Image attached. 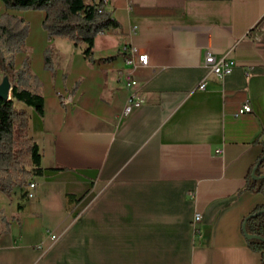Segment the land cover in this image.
Instances as JSON below:
<instances>
[{
	"label": "crops",
	"instance_id": "obj_1",
	"mask_svg": "<svg viewBox=\"0 0 264 264\" xmlns=\"http://www.w3.org/2000/svg\"><path fill=\"white\" fill-rule=\"evenodd\" d=\"M102 8L117 27L96 36L88 64L85 45L47 37L42 12L0 6L28 23L13 63L27 58L43 101L41 116L13 103L28 114L43 172L33 199L16 188L0 194V264H259L241 222L262 196L237 192L264 131V28H253L264 0H106ZM128 46L146 54V66L123 64ZM205 54L231 61L230 72L208 73ZM120 71L132 74L141 99L128 117ZM244 102L251 113L233 117Z\"/></svg>",
	"mask_w": 264,
	"mask_h": 264
},
{
	"label": "trees",
	"instance_id": "obj_2",
	"mask_svg": "<svg viewBox=\"0 0 264 264\" xmlns=\"http://www.w3.org/2000/svg\"><path fill=\"white\" fill-rule=\"evenodd\" d=\"M5 11L42 12L40 27L47 37L64 39L74 47L85 45L84 60L91 64L93 42L96 36L117 24L110 13L99 7V3L86 4L84 0H0ZM253 28H264V14ZM28 34V23L21 17L0 14V72L10 83L9 99L0 100V194L9 197L14 188L24 198V188L35 177H40V152L37 145L27 135L28 114L17 109L13 103H20L42 115L43 101L39 80L29 73L27 58L15 69L13 56L21 52ZM50 48L43 51V69L51 70ZM112 58L104 59V62ZM75 83L71 90L76 89ZM257 141L261 152L249 167L244 184L237 193L247 191L260 194L262 203L242 219V233L247 248L264 264V131ZM68 200V198H67Z\"/></svg>",
	"mask_w": 264,
	"mask_h": 264
},
{
	"label": "built area",
	"instance_id": "obj_3",
	"mask_svg": "<svg viewBox=\"0 0 264 264\" xmlns=\"http://www.w3.org/2000/svg\"><path fill=\"white\" fill-rule=\"evenodd\" d=\"M106 0H99V7L102 8L103 4H105ZM121 57L123 64L130 67H143L147 65V56L144 53H140L137 48L133 46H128L122 49L121 51ZM233 63L231 61H215L214 58L210 54H205L204 60L202 63V66L207 69L208 73L213 74L217 78L221 79L225 75H227L230 72V69L232 67ZM117 78L118 80H121L123 88L129 92L123 108H122V116L128 117L131 115L134 111L139 109L141 106V99L139 96H137V84L130 72H117ZM204 87V83L201 82L197 89L202 90ZM69 102V97H61V103L63 105L67 104ZM251 113L249 105L247 102H244L239 106V108L236 110L233 117H237L242 114H249ZM36 186L34 182H30L25 188H24V199L31 200L34 197V190ZM199 222V214L195 213L192 218V224L193 227ZM50 239L54 240L55 236L50 235Z\"/></svg>",
	"mask_w": 264,
	"mask_h": 264
},
{
	"label": "water",
	"instance_id": "obj_4",
	"mask_svg": "<svg viewBox=\"0 0 264 264\" xmlns=\"http://www.w3.org/2000/svg\"><path fill=\"white\" fill-rule=\"evenodd\" d=\"M10 83L7 76H3L0 80V100L6 101L9 99Z\"/></svg>",
	"mask_w": 264,
	"mask_h": 264
},
{
	"label": "rangeland",
	"instance_id": "obj_5",
	"mask_svg": "<svg viewBox=\"0 0 264 264\" xmlns=\"http://www.w3.org/2000/svg\"><path fill=\"white\" fill-rule=\"evenodd\" d=\"M1 6V5H0Z\"/></svg>",
	"mask_w": 264,
	"mask_h": 264
}]
</instances>
